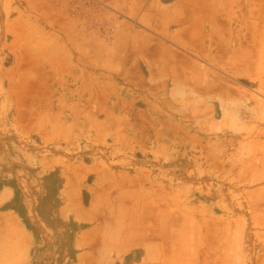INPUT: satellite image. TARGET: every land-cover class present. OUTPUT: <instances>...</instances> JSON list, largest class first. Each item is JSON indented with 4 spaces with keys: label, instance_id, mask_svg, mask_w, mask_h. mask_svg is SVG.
Returning a JSON list of instances; mask_svg holds the SVG:
<instances>
[{
    "label": "rangeland",
    "instance_id": "rangeland-1",
    "mask_svg": "<svg viewBox=\"0 0 264 264\" xmlns=\"http://www.w3.org/2000/svg\"><path fill=\"white\" fill-rule=\"evenodd\" d=\"M131 1L0 0V193L45 228L12 262L264 264L260 12L201 59Z\"/></svg>",
    "mask_w": 264,
    "mask_h": 264
},
{
    "label": "crops",
    "instance_id": "crops-1",
    "mask_svg": "<svg viewBox=\"0 0 264 264\" xmlns=\"http://www.w3.org/2000/svg\"><path fill=\"white\" fill-rule=\"evenodd\" d=\"M141 8L143 13L140 18L144 26L148 24L146 27L165 42L201 59L217 54L215 44L230 43L228 29L219 26L221 21L227 25L229 19L237 16L238 11L260 12V27L264 20V0H132L128 7L132 10ZM8 190L0 193V264H50L12 262L13 250L31 248V243H34V240L29 239L31 234H41L37 239H40V245L45 244V228L39 217L37 221L40 228L34 226L35 233L23 225L25 220L22 222L23 218L20 219L10 207L11 197L7 196ZM48 246L53 255L60 248L57 243Z\"/></svg>",
    "mask_w": 264,
    "mask_h": 264
}]
</instances>
